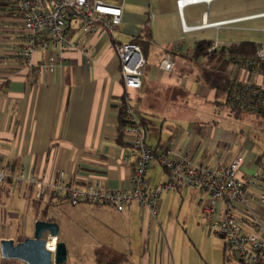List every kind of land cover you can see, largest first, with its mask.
<instances>
[{
	"label": "crops",
	"instance_id": "0c3cea01",
	"mask_svg": "<svg viewBox=\"0 0 264 264\" xmlns=\"http://www.w3.org/2000/svg\"><path fill=\"white\" fill-rule=\"evenodd\" d=\"M108 1L123 4L118 39L127 41L135 36L147 59L142 86L129 90L130 103L146 127L147 142L158 150L168 147L180 155L188 152L194 161L209 165L228 164L243 153L241 173H253L262 162L264 151L255 142V135L247 132L246 136L244 128L239 130L217 120L210 115V109H203L210 101L223 105L226 93L205 81L204 70L216 69L218 64H209L206 56L196 55L195 47L200 40L218 41L217 48L235 42H256L250 40L249 32L258 26L259 19H264V0H198L187 2L182 8L178 0ZM185 25L194 28L186 29ZM24 31L16 0H0L1 166L13 175L25 169V174L43 176L48 181L59 180L63 175L76 185L125 186L134 158L120 131L127 91L120 57L110 36H90L88 54L85 48L62 52L52 47L46 50L39 44L29 64L16 54L23 44ZM229 31L237 32V36L231 37ZM67 33L74 40L84 38V31L75 20L69 23ZM177 41L180 46L175 52L176 70L170 72L160 67V61L166 46ZM48 53L55 58L53 71L39 68ZM227 73L252 81L264 80V75L251 73L239 62H231ZM148 176L152 185L167 179V171L157 158ZM27 182L25 179L16 183L12 176L0 185V241L33 236L38 218H55L59 223L52 208L69 200L64 196H53L49 201L32 194L25 197ZM34 190L31 185L30 191ZM178 190L167 191L175 196ZM16 195L26 199L28 217L32 212L21 223L23 215L14 209ZM159 202L161 210L165 204L161 196ZM7 205L12 206L10 211L5 209ZM90 210L104 216L105 230H109L102 234L100 224L86 221L85 235L95 236L98 232L102 236L98 244H91L92 259L97 264H106L110 259L123 260L122 264H150L151 257L152 264H157L159 256L162 264H171L167 249H171L172 239L165 232L164 222L154 220L151 239L146 237L148 209L141 210L133 203L122 211L112 205H93ZM8 220L15 223V231L3 228ZM30 227L31 234L27 230ZM24 228L26 232L18 233ZM58 239L64 240L60 234ZM65 242L68 264H78V246ZM143 247L148 260L144 255L138 263L136 257ZM0 264L27 263L3 258L0 252Z\"/></svg>",
	"mask_w": 264,
	"mask_h": 264
},
{
	"label": "built area",
	"instance_id": "2783aa9c",
	"mask_svg": "<svg viewBox=\"0 0 264 264\" xmlns=\"http://www.w3.org/2000/svg\"><path fill=\"white\" fill-rule=\"evenodd\" d=\"M193 1L198 0H178V5L182 8ZM16 8L25 29L23 44L16 54L29 64L39 44L46 50L52 47L62 52L85 48L88 54L90 48L87 41L90 36L98 33L110 36L114 50L120 57L127 91L123 104L125 124L122 132L131 146L134 162L131 175L123 187L76 185L66 181L63 175L59 180L48 181L43 176L25 174V169L13 175L1 164L0 185L13 176L16 183L28 180L23 191L25 197L32 194L49 201L53 196H64L73 204L91 201L112 205L120 211L137 203L141 210L148 209L150 213L146 226L148 241L151 239L153 221L160 213L162 191L190 186L208 194L203 213L209 232L223 238L243 264H264V157L253 173H241L243 153H238L228 164L209 165L194 161L188 152L180 155L168 147L155 152L147 142L146 127L138 116L137 108L130 103L129 90L142 86L147 59L135 36L127 41L117 37L123 23V4L108 0H16ZM72 20L78 22L84 31L82 41L70 38L67 33ZM185 28L194 27L185 25ZM179 46L178 41L166 46L167 50L160 61L162 69L174 72L175 52ZM217 47L218 41H215L209 50ZM247 60L248 64H254L253 73L264 75V68L260 67L264 64V43L258 46L255 59ZM88 61L91 62V59L88 58ZM55 65V58L48 53L47 58L39 63V68L53 71ZM245 67L251 72L248 66ZM232 77L228 103L264 113V80L252 81L239 75ZM155 158L165 167L168 177L152 185L148 171ZM31 185L35 187L34 192L30 191Z\"/></svg>",
	"mask_w": 264,
	"mask_h": 264
},
{
	"label": "rangeland",
	"instance_id": "374dc122",
	"mask_svg": "<svg viewBox=\"0 0 264 264\" xmlns=\"http://www.w3.org/2000/svg\"><path fill=\"white\" fill-rule=\"evenodd\" d=\"M263 27L264 19H259L258 26L249 32L251 37L250 40L259 43L264 42ZM233 30L239 33L241 31ZM234 31H229L231 37L237 36V32ZM208 103V107H202L203 109H210V115L212 117L229 124L231 123L239 130L244 128V131H246L244 135L246 136L247 132H249L248 135L252 133L256 137L255 142L258 143L261 151H264V116H258L256 113L246 110L238 115L232 107L227 104L218 105L214 101ZM161 197L164 199L165 204L160 210L158 220L164 222L165 232L170 237V240L172 239L171 249H167L170 251L171 264H243L235 257L231 248L227 249L230 257L225 258L224 239L209 232L202 209L203 204L208 198V194L197 191L192 187H185L178 190L175 196H171L170 191L163 190ZM14 198V209L23 215V218L20 220L21 223L22 220L28 219L32 215V212H29L28 217L24 209V204L26 202L24 197L16 195ZM93 205L109 206L107 204L91 201H84L74 205L67 201L59 203L52 208V212H54L59 219L61 237L64 241H67L70 246H72V244L78 246V264H97L94 259H92L94 249L91 244H98L100 241H98V239H102V236L98 232L95 233V236L84 234L86 221L94 220L96 224L101 225L102 230L100 231L102 234L109 233V230H105L107 225L104 224L106 223V221H104V216L98 211L90 210V207ZM11 207L12 206L7 205L5 209L10 211ZM112 208L115 207L112 206ZM5 225L6 226L3 224V228L5 227V229L11 227L12 230H16L15 223L12 220H8ZM1 228L2 226H0V229ZM31 228L32 227L27 228L30 234L32 232ZM24 231L26 232V228H24L23 231L19 229L18 233H23ZM167 250L164 256H167ZM141 251L142 253L139 252L136 257L138 263H141L140 260H142V257L145 255L144 247L143 249L141 248ZM145 258V260H148L146 255ZM152 259L151 257L150 264H152ZM157 264H162L160 256L158 257Z\"/></svg>",
	"mask_w": 264,
	"mask_h": 264
},
{
	"label": "trees",
	"instance_id": "16d2710c",
	"mask_svg": "<svg viewBox=\"0 0 264 264\" xmlns=\"http://www.w3.org/2000/svg\"><path fill=\"white\" fill-rule=\"evenodd\" d=\"M213 44V42L208 40H200L196 47H195V54L196 55H204L207 57L208 63H216L218 64V67L215 69H205L204 70V78L205 81L212 87L216 88L219 91H222L226 93L224 101L222 103L227 104L232 107V109L240 115L244 110L237 105L230 104L227 101L228 93L231 89V86L233 84V77L227 73L228 66L231 62H239L245 66H248L252 71H254V64H248L247 62L249 59L254 60L256 56V51L258 46L260 45L257 42L252 41H246V42H235L229 45H224L220 48L209 50V47ZM256 65V64H255ZM260 67L264 68V64L260 65ZM221 101V100H220ZM121 113V126L120 131L122 130V126L125 124L124 121V114L123 109ZM250 111V110H246ZM253 112V111H250ZM256 113L258 116H264V113L262 112H253ZM158 149H155V152L157 153ZM45 217V215H44ZM55 218H51L50 220H54ZM230 248L225 243V258L230 257L229 252H227V249ZM123 260L120 259H110L106 260V264H122Z\"/></svg>",
	"mask_w": 264,
	"mask_h": 264
},
{
	"label": "water",
	"instance_id": "95a60500",
	"mask_svg": "<svg viewBox=\"0 0 264 264\" xmlns=\"http://www.w3.org/2000/svg\"><path fill=\"white\" fill-rule=\"evenodd\" d=\"M60 225L55 220L38 218L33 236L15 241L3 238L0 252L3 258L20 259L27 264H68V247L64 240L58 239ZM57 237L56 248H48V239Z\"/></svg>",
	"mask_w": 264,
	"mask_h": 264
},
{
	"label": "bare ground",
	"instance_id": "6f19581e",
	"mask_svg": "<svg viewBox=\"0 0 264 264\" xmlns=\"http://www.w3.org/2000/svg\"><path fill=\"white\" fill-rule=\"evenodd\" d=\"M56 242H57V239L56 237H51L48 241V246L54 250L56 248Z\"/></svg>",
	"mask_w": 264,
	"mask_h": 264
}]
</instances>
